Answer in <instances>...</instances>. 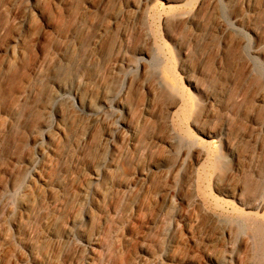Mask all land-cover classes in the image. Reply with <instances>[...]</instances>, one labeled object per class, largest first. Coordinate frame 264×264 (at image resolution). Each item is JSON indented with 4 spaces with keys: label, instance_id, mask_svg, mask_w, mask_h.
<instances>
[{
    "label": "rangeland",
    "instance_id": "1",
    "mask_svg": "<svg viewBox=\"0 0 264 264\" xmlns=\"http://www.w3.org/2000/svg\"><path fill=\"white\" fill-rule=\"evenodd\" d=\"M210 2L0 0V264H264V0Z\"/></svg>",
    "mask_w": 264,
    "mask_h": 264
},
{
    "label": "bare ground",
    "instance_id": "2",
    "mask_svg": "<svg viewBox=\"0 0 264 264\" xmlns=\"http://www.w3.org/2000/svg\"><path fill=\"white\" fill-rule=\"evenodd\" d=\"M29 1L32 2V5H34L35 0H29ZM248 1H250V0H244V2H248ZM101 6H103V2L101 3ZM135 8L137 9V12H141L142 8H143V2L137 3L135 5ZM216 8H217L216 0H211L210 9L216 10ZM126 17H127V25H130L133 19L131 17L126 16L124 11H119L111 19V27L116 26L118 23H120V21L122 19H124ZM179 17L185 19L187 22H190L192 20V18H194V14L190 13V12H184L181 15H179ZM20 20L22 23H26L28 21V16L22 17V18H20ZM235 20L238 22L239 17H236ZM255 52L264 58V45H261L260 47H258ZM255 78H256V72H255L254 66H252V67L248 66L246 74H245V85L246 84L250 85V84L254 83ZM162 83L165 84L166 88H168V89L172 88V85H170V83H168L167 81L166 82L162 81ZM102 101L103 102H102L101 107H97V108H94L93 110H89L88 113L86 112V110L84 108L80 107V111L83 113V115L85 117H87L86 119L89 122V131H87V133L83 139L85 140L88 137V135L96 128V126L103 124L105 126V132H104V135L102 137V140L107 141L108 143H112V131H111V129H112V126H114L116 124V122L121 123V126L127 127L130 130L131 134L136 136L137 128L133 127L131 125V123L129 122V117L132 113V108L127 104L125 99H123L122 96L120 97V95H115L112 98H110L108 96H104ZM114 104H116L119 108H121V110L123 111L124 114L126 113L125 116L119 115V113L117 111H112L110 113L109 110H111L113 108ZM191 105L192 104H191L190 100H187V99H185V97L181 96L178 98V100L174 104H172V106L169 108V110L172 113L179 112V114L181 116H183V115L189 116V113L191 111V109H190ZM181 116H179V117H181ZM185 118H188V117H185ZM143 119H144V116H141V120H143ZM169 124H170L169 126H171L173 128V129L170 128L171 129L170 131L172 133V131L174 132V128H175L174 120H171ZM169 134H170V132H169ZM203 134L205 137H202V138L205 141H208L206 138H211V140L209 141V144L211 142L215 141V136H222V138H224L226 140V142L228 143L227 146H228L229 150L232 151L233 153L236 152V143L235 142L231 143V141H229V137H228V133H227L226 129H222L217 134H215L214 132H208V131H203ZM172 140L174 142L173 138L171 139V142H172ZM198 147H199L198 159H199V162H201L202 160L207 159L210 156V154H209V151L207 150L205 145L204 146L200 145ZM174 170H175V168H174ZM176 171H178V170H176ZM174 173H176V172H174ZM96 175L98 176V174H96ZM224 233H225V231H224Z\"/></svg>",
    "mask_w": 264,
    "mask_h": 264
}]
</instances>
